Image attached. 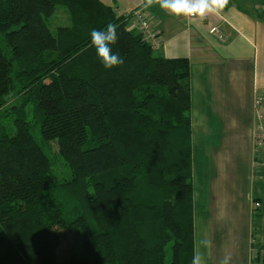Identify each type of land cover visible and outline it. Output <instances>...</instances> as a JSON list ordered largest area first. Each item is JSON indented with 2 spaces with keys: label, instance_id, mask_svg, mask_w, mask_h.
<instances>
[{
  "label": "trees",
  "instance_id": "1",
  "mask_svg": "<svg viewBox=\"0 0 264 264\" xmlns=\"http://www.w3.org/2000/svg\"><path fill=\"white\" fill-rule=\"evenodd\" d=\"M138 8L0 0V264H192L190 60L156 53Z\"/></svg>",
  "mask_w": 264,
  "mask_h": 264
},
{
  "label": "crops",
  "instance_id": "2",
  "mask_svg": "<svg viewBox=\"0 0 264 264\" xmlns=\"http://www.w3.org/2000/svg\"><path fill=\"white\" fill-rule=\"evenodd\" d=\"M102 1L121 12L142 4ZM145 12L160 33L156 53L190 60L195 253L205 264L229 255V264H264V171L254 174L253 132L254 98L264 96V0H230L203 20L177 18L158 5ZM259 158L264 165V148ZM201 240L206 247H198Z\"/></svg>",
  "mask_w": 264,
  "mask_h": 264
},
{
  "label": "clouds",
  "instance_id": "3",
  "mask_svg": "<svg viewBox=\"0 0 264 264\" xmlns=\"http://www.w3.org/2000/svg\"><path fill=\"white\" fill-rule=\"evenodd\" d=\"M142 6L147 9L158 5L174 17H184L190 20H203L209 15H219L229 4L230 0H141ZM116 26L108 24L106 30L91 31V44L95 47L97 55L105 68H112L123 63L118 54H113L110 45L117 41ZM208 241L201 240L198 247H206ZM230 255L225 256L219 264H229ZM192 264H205L204 255L197 250L193 256Z\"/></svg>",
  "mask_w": 264,
  "mask_h": 264
},
{
  "label": "built area",
  "instance_id": "4",
  "mask_svg": "<svg viewBox=\"0 0 264 264\" xmlns=\"http://www.w3.org/2000/svg\"><path fill=\"white\" fill-rule=\"evenodd\" d=\"M131 18L133 25L143 34L145 40L155 49H159L161 45V37L158 29L156 28L153 20L146 14L144 8H138L131 12ZM211 33H215L219 38H224V33L218 27H212ZM264 96L261 94L255 95L254 98V174L261 167L260 162L256 161V157L259 156V152L264 148ZM259 202H254V209L259 207ZM252 245L255 244V239L252 237Z\"/></svg>",
  "mask_w": 264,
  "mask_h": 264
}]
</instances>
